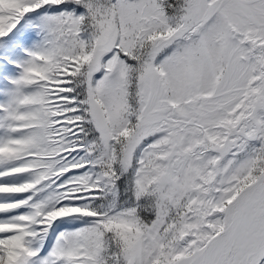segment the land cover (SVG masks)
<instances>
[{"label": "snow or ice", "instance_id": "1", "mask_svg": "<svg viewBox=\"0 0 264 264\" xmlns=\"http://www.w3.org/2000/svg\"><path fill=\"white\" fill-rule=\"evenodd\" d=\"M0 79V264H264V0H0Z\"/></svg>", "mask_w": 264, "mask_h": 264}, {"label": "rangeland", "instance_id": "2", "mask_svg": "<svg viewBox=\"0 0 264 264\" xmlns=\"http://www.w3.org/2000/svg\"><path fill=\"white\" fill-rule=\"evenodd\" d=\"M19 54V53H17ZM6 88V84L3 82L2 79H0V90ZM6 99V96L4 95L3 91H0V101H3Z\"/></svg>", "mask_w": 264, "mask_h": 264}]
</instances>
